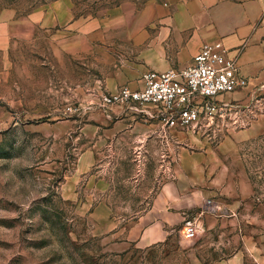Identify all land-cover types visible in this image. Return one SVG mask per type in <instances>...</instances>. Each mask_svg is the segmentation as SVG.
Here are the masks:
<instances>
[{"label":"rangeland","instance_id":"1","mask_svg":"<svg viewBox=\"0 0 264 264\" xmlns=\"http://www.w3.org/2000/svg\"><path fill=\"white\" fill-rule=\"evenodd\" d=\"M52 1L0 0V14L12 9L22 18ZM120 1L73 0L74 11L105 16ZM87 63L64 71L40 40L11 38L0 48V264H231L235 256L254 264L264 255V133L251 139L238 133L264 113V106L252 109L263 88L224 98L240 102L239 111L212 128L166 134L132 113L108 117L86 109L95 80L105 79ZM107 69L111 76L117 66ZM80 104L84 109L75 111ZM207 149L214 168L236 176L243 169L251 192L238 195L228 177L224 192L205 199L218 220L213 227L185 238L180 225L154 246L115 249L92 207L105 201L126 219L147 214L161 183L175 180L180 152Z\"/></svg>","mask_w":264,"mask_h":264},{"label":"crops","instance_id":"2","mask_svg":"<svg viewBox=\"0 0 264 264\" xmlns=\"http://www.w3.org/2000/svg\"><path fill=\"white\" fill-rule=\"evenodd\" d=\"M11 38L46 43L64 71L76 72L81 60L88 61L89 69L99 66L105 79L95 80L94 86L106 90L123 83L141 86L142 76L149 70L189 66L204 43L221 41L248 79L247 87L224 98L264 90V0H121L99 17L76 15L73 0H54L22 18L12 9L4 10L0 14V48ZM109 63L117 66L111 76L107 75ZM261 106L264 98L254 104ZM143 120L162 129L158 120ZM263 133L261 113L238 135L251 139ZM210 155L208 149L199 154L180 152L175 180L161 183L156 205L147 214L132 219L118 217L104 201L92 207L91 216L105 228L114 248L125 252L159 244L187 218H196L199 227H213L218 220L208 214L205 199L214 192H224L228 177L236 184L238 195L251 192L252 184L243 169L236 176L228 174V167L214 168ZM82 209L88 212L91 208ZM255 260L264 262V255ZM239 262L238 256L230 260L231 264Z\"/></svg>","mask_w":264,"mask_h":264},{"label":"built area","instance_id":"3","mask_svg":"<svg viewBox=\"0 0 264 264\" xmlns=\"http://www.w3.org/2000/svg\"><path fill=\"white\" fill-rule=\"evenodd\" d=\"M247 86L248 79L237 59L221 41H216L204 43L189 66L147 71L141 86L123 85L114 90L98 86L96 92L90 93L86 109L100 110L108 117L119 109L120 114L158 120L166 134L172 128L196 132L212 128L229 112L239 111L240 102L227 101L224 96ZM82 109L80 104L75 111ZM183 227L185 238L194 237L199 230L196 218H187Z\"/></svg>","mask_w":264,"mask_h":264}]
</instances>
